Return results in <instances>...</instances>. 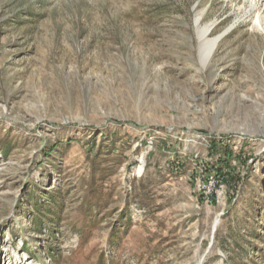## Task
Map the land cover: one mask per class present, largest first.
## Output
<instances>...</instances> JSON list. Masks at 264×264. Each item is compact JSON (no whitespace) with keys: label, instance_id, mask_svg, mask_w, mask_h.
<instances>
[{"label":"rangeland","instance_id":"obj_1","mask_svg":"<svg viewBox=\"0 0 264 264\" xmlns=\"http://www.w3.org/2000/svg\"><path fill=\"white\" fill-rule=\"evenodd\" d=\"M0 264H264V0H0Z\"/></svg>","mask_w":264,"mask_h":264},{"label":"bare ground","instance_id":"obj_2","mask_svg":"<svg viewBox=\"0 0 264 264\" xmlns=\"http://www.w3.org/2000/svg\"><path fill=\"white\" fill-rule=\"evenodd\" d=\"M204 33H206V32H204ZM213 43H214V41H210V43L208 44V47L203 52L202 57L204 58V60H206L208 58V56L210 55V52H211L212 47H213ZM140 170H141V168H139V171Z\"/></svg>","mask_w":264,"mask_h":264},{"label":"trees","instance_id":"obj_3","mask_svg":"<svg viewBox=\"0 0 264 264\" xmlns=\"http://www.w3.org/2000/svg\"><path fill=\"white\" fill-rule=\"evenodd\" d=\"M223 151H224V152H223V155H225L224 161L226 162L225 164H227V161H228L227 158H228V155H229V154H228L229 150H228L226 147H224V148H223ZM218 165H219V164H215V165H213V166H214L213 169L217 168ZM218 170H219V169H218Z\"/></svg>","mask_w":264,"mask_h":264}]
</instances>
